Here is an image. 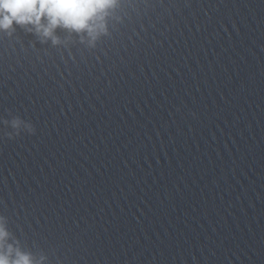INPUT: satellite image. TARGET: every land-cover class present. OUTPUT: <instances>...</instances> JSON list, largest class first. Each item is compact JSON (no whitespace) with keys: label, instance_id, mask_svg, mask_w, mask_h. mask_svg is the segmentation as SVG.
Returning a JSON list of instances; mask_svg holds the SVG:
<instances>
[{"label":"clouds","instance_id":"1","mask_svg":"<svg viewBox=\"0 0 264 264\" xmlns=\"http://www.w3.org/2000/svg\"><path fill=\"white\" fill-rule=\"evenodd\" d=\"M119 0H0V31L11 34L17 27L60 43L58 30L75 34L81 43L95 42L107 33V20ZM7 123V121H6ZM11 127L20 135L21 128L34 134L31 122L14 117ZM46 256L26 251L20 240L9 230L7 218L0 215V264H44Z\"/></svg>","mask_w":264,"mask_h":264}]
</instances>
